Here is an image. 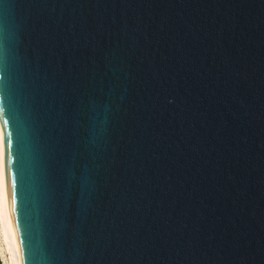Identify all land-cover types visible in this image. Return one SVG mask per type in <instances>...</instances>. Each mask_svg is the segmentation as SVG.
Listing matches in <instances>:
<instances>
[{
  "label": "water",
  "instance_id": "1",
  "mask_svg": "<svg viewBox=\"0 0 264 264\" xmlns=\"http://www.w3.org/2000/svg\"><path fill=\"white\" fill-rule=\"evenodd\" d=\"M0 161L19 264H264V0H0Z\"/></svg>",
  "mask_w": 264,
  "mask_h": 264
},
{
  "label": "bare ground",
  "instance_id": "2",
  "mask_svg": "<svg viewBox=\"0 0 264 264\" xmlns=\"http://www.w3.org/2000/svg\"><path fill=\"white\" fill-rule=\"evenodd\" d=\"M0 254L2 257L3 256L5 257L6 254L8 255L9 264H19L17 257V249L15 246V242L11 230L9 212L6 202L1 161H0Z\"/></svg>",
  "mask_w": 264,
  "mask_h": 264
},
{
  "label": "rangeland",
  "instance_id": "3",
  "mask_svg": "<svg viewBox=\"0 0 264 264\" xmlns=\"http://www.w3.org/2000/svg\"><path fill=\"white\" fill-rule=\"evenodd\" d=\"M4 253H6V252H4ZM0 264H9V262H8V255L7 254L5 255V257L4 256L2 257L1 254H0Z\"/></svg>",
  "mask_w": 264,
  "mask_h": 264
},
{
  "label": "snow or ice",
  "instance_id": "4",
  "mask_svg": "<svg viewBox=\"0 0 264 264\" xmlns=\"http://www.w3.org/2000/svg\"><path fill=\"white\" fill-rule=\"evenodd\" d=\"M8 143L10 144L11 143V141H8ZM11 161V158L9 157V162ZM13 203H14V201H13Z\"/></svg>",
  "mask_w": 264,
  "mask_h": 264
}]
</instances>
